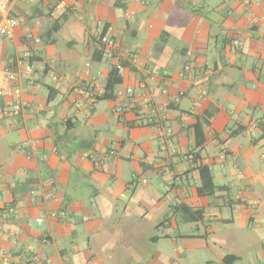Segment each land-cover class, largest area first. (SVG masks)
I'll return each mask as SVG.
<instances>
[{"label": "crops", "instance_id": "crops-1", "mask_svg": "<svg viewBox=\"0 0 264 264\" xmlns=\"http://www.w3.org/2000/svg\"><path fill=\"white\" fill-rule=\"evenodd\" d=\"M60 1L0 0L23 20L0 39V84L30 50L21 99L36 110L9 117L0 97V264H264V0H64L62 16ZM99 20L120 44L112 67L95 59ZM92 81L147 92L172 142L116 95L77 109Z\"/></svg>", "mask_w": 264, "mask_h": 264}, {"label": "built area", "instance_id": "built-area-1", "mask_svg": "<svg viewBox=\"0 0 264 264\" xmlns=\"http://www.w3.org/2000/svg\"><path fill=\"white\" fill-rule=\"evenodd\" d=\"M139 1L143 6L146 4L145 0ZM68 8V4L62 0L57 6H55V11L62 16L66 13ZM22 22L23 20L12 17L9 9L0 3V39L5 38L12 40L15 36L16 29ZM92 34L99 46V50L102 52V60L104 64L108 67H112L120 58L121 51L119 42L110 35L109 27L101 20L95 23ZM26 38L31 43H40V40L36 38L30 30H26ZM233 45L241 47L242 42L234 40ZM34 70L35 63L30 50H26L21 57L15 58L9 62L5 74L10 87L5 89L0 84V97L7 96L10 99L5 103V115L12 118H18L23 116L26 112H36L35 109L21 99L26 93L25 83L30 80ZM198 71L200 72L199 69ZM201 72L207 75L213 73L212 70L204 69ZM195 74H197V69L192 64H187L182 72L184 79L186 77L190 79ZM52 75L56 80L57 76L54 73ZM77 94L78 96L74 101V106L77 109H94L99 101H101V98L105 95V89H103L96 81H92L85 88L78 90ZM115 95L117 98L125 99L128 102L129 110L137 112L136 123L138 126L155 128L159 138L163 139L166 143L172 142L173 131L167 124V115L147 92H137L133 88H127L126 90L117 91ZM206 96L207 94L204 90L200 92L198 98L193 103L194 110L200 108L202 102L206 99ZM125 110L126 108L123 106H118L117 113L121 114L125 112ZM114 155L115 151L111 150L101 158H96L94 161L95 167L100 168L109 157H113ZM144 183H146V181H144ZM39 191H42V188H39ZM36 193L37 192L35 191L32 192L33 195ZM60 217L64 219L65 213H61ZM43 220L44 217H39L36 219V222L41 224ZM25 252L26 255H30L32 253V247L28 246ZM24 261L25 264H31L34 259L27 257ZM4 262L9 263V259H7V257L4 258Z\"/></svg>", "mask_w": 264, "mask_h": 264}, {"label": "trees", "instance_id": "trees-1", "mask_svg": "<svg viewBox=\"0 0 264 264\" xmlns=\"http://www.w3.org/2000/svg\"><path fill=\"white\" fill-rule=\"evenodd\" d=\"M117 7L119 6V3H116ZM98 53L95 56L96 60H102V52L100 50L97 51ZM114 70L111 72V74H114ZM115 99V91L113 89V85L112 84H108L105 87V95L103 96V98H101V100H108V101H112ZM200 173L202 176V181H203V185L202 188L200 190V193L203 194L204 192L209 193V191L212 189L214 190V185H213V181H212V177L210 174V169L208 167L205 166H200ZM237 258L236 257H228L225 259V264H231L233 261H235Z\"/></svg>", "mask_w": 264, "mask_h": 264}, {"label": "rangeland", "instance_id": "rangeland-1", "mask_svg": "<svg viewBox=\"0 0 264 264\" xmlns=\"http://www.w3.org/2000/svg\"><path fill=\"white\" fill-rule=\"evenodd\" d=\"M92 42V41H91Z\"/></svg>", "mask_w": 264, "mask_h": 264}]
</instances>
